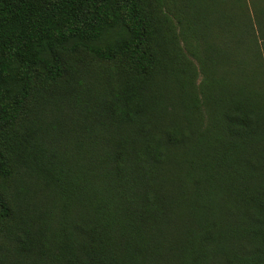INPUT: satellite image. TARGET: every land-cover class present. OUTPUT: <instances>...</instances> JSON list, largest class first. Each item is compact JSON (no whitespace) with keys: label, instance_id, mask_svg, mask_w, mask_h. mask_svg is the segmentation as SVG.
I'll use <instances>...</instances> for the list:
<instances>
[{"label":"trees","instance_id":"trees-1","mask_svg":"<svg viewBox=\"0 0 264 264\" xmlns=\"http://www.w3.org/2000/svg\"><path fill=\"white\" fill-rule=\"evenodd\" d=\"M250 1L0 0V264H264Z\"/></svg>","mask_w":264,"mask_h":264},{"label":"crops","instance_id":"crops-1","mask_svg":"<svg viewBox=\"0 0 264 264\" xmlns=\"http://www.w3.org/2000/svg\"><path fill=\"white\" fill-rule=\"evenodd\" d=\"M264 0H251L249 2V16L255 22L261 23V18L264 17Z\"/></svg>","mask_w":264,"mask_h":264}]
</instances>
